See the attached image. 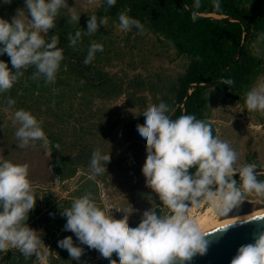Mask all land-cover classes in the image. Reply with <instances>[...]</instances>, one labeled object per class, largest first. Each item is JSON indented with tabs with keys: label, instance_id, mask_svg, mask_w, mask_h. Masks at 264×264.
Wrapping results in <instances>:
<instances>
[{
	"label": "clouds",
	"instance_id": "9594fccd",
	"mask_svg": "<svg viewBox=\"0 0 264 264\" xmlns=\"http://www.w3.org/2000/svg\"><path fill=\"white\" fill-rule=\"evenodd\" d=\"M0 2L10 3L11 0ZM103 2L108 7L116 4V0ZM195 3L199 7L200 0ZM213 3L216 8L221 7V0H213ZM24 4L28 11L27 21L16 15L11 21L0 17V55L8 54L13 66L10 68L8 61L0 59V92L10 89L23 74L21 70L29 66H35L33 78L54 82L64 59L60 37L56 33L47 34L54 27L60 9L69 7L68 0H24ZM80 14L72 9L71 20L79 23ZM118 20L125 31L133 27L139 31L144 29L140 19L125 12L119 13ZM106 22L107 17L91 14L84 34L95 33ZM68 39L70 44L76 45L82 39L81 29L70 32ZM257 39L264 41V31ZM103 47V43L92 41L83 63H91ZM219 79L229 86L235 83L232 77ZM244 102L248 110L264 111V81L247 90ZM7 103L11 106L15 100L8 97ZM139 118L142 124L133 131L144 143L146 152L140 170L145 184L158 194L170 211L162 215L152 206L142 212L135 226H131L124 219L127 213L118 220L108 218L106 209L86 192L60 213L66 217L63 229L71 230L79 243L74 242L72 235H66L58 239L57 244L73 259L79 260L86 250L82 245H87L106 264H112L108 259L110 255L115 264H184L195 254H204L209 245L208 233L202 231L190 215L191 208L204 202L213 213L225 216L243 200L245 192L264 196V180L258 179L254 171L257 164L249 162L236 167V150L228 141L214 135L212 126L204 119L197 118L194 113L173 118L164 100L148 107ZM13 122L19 124L15 130L19 148L40 141L49 155L54 148L59 149L60 145L49 140L42 121L30 110L16 109ZM110 159L109 147L106 151L96 147L90 156L93 174L107 175L106 165ZM234 173H238V178ZM35 203L28 163L0 160V257L17 247L25 257L35 254L41 264H48L43 229L27 223ZM244 221L247 220L241 222ZM231 224L220 225L214 231L227 229ZM229 264H264V231L252 242L240 245Z\"/></svg>",
	"mask_w": 264,
	"mask_h": 264
},
{
	"label": "rangeland",
	"instance_id": "374dc122",
	"mask_svg": "<svg viewBox=\"0 0 264 264\" xmlns=\"http://www.w3.org/2000/svg\"><path fill=\"white\" fill-rule=\"evenodd\" d=\"M99 4L100 0H68L69 7L60 9L56 21L71 20L72 9L81 13L79 20H82ZM15 15L27 21L24 0L0 2V17L11 21ZM89 36L91 42L95 40L104 45L96 54L99 68L110 79L107 91L88 89L81 83L65 80L61 87L53 84L34 98L28 96L27 110L42 121L49 140L54 139L59 149L54 148L49 155L40 141L19 148L15 136L19 124L13 122V113L18 108L3 105L5 99L0 97V160L29 165V178L39 210L28 224L43 229L48 264H106L87 245H82L86 250L76 260L57 244V240L66 235H72L74 242L79 243L71 230L63 229L66 217L60 213L86 192L106 209L108 218L118 220L127 213L124 219L131 226L152 206L162 215L170 211L162 201L139 195L140 191H148L158 196L145 184L140 170L146 156L145 146L133 129L142 124L139 118L142 112L160 100L168 103L169 115L172 114L175 106L169 88L184 72L187 60L177 55L169 40L146 30L125 31L119 26V20L107 21ZM251 51L257 57L260 72L250 87L264 81V41L256 39ZM17 88L16 85L14 91L22 94ZM246 92L241 99L234 100L209 89L207 116L214 135L228 141L236 150V167L254 162L258 168H264V111L246 108ZM96 147L105 151L109 147L111 159L106 165L107 175L92 172L90 156ZM243 199L256 203L259 209L264 208V196L245 192ZM209 209L201 202L197 208L190 209V215L196 222L206 215L221 220V216ZM108 259L115 264L111 255ZM2 262L0 260V264ZM26 264L41 262L33 254Z\"/></svg>",
	"mask_w": 264,
	"mask_h": 264
},
{
	"label": "trees",
	"instance_id": "16d2710c",
	"mask_svg": "<svg viewBox=\"0 0 264 264\" xmlns=\"http://www.w3.org/2000/svg\"><path fill=\"white\" fill-rule=\"evenodd\" d=\"M120 12L140 19L144 24L143 30L169 40L177 55L187 60L184 72L169 88L175 106L170 115L173 118L184 113H194L197 118L210 124L207 116V91L213 88L226 98L239 100L260 72L251 46L258 34L264 31V0H221L220 8L215 7L213 0H200L199 7L195 0H116V4L110 7L100 0V4L79 23L60 19L49 29L47 35L56 33L60 37L59 46L64 50V59L57 71L56 80L45 83L43 78H33L35 66L24 68L21 70L23 74L13 86L0 92L1 99H5L3 105L27 110L28 96L34 98V95L38 96L53 84L61 87L65 80L81 83L88 89L107 91L110 79L99 68L97 54L91 63H83L91 43L84 29L87 28V19L93 13L98 18L104 16L107 21H114L118 20ZM78 28L81 29L82 39L72 45L68 34ZM132 29L139 31L135 27ZM0 59L8 61L9 67H13L8 54L0 55ZM221 76L232 77L235 83L229 86L220 81ZM16 85L22 94L14 91ZM8 97H12L15 104L9 106ZM52 143L57 142L53 139ZM234 176L238 178V174ZM257 177L264 180V175ZM38 210L36 205L30 210L27 223ZM29 225L34 228L33 224ZM2 260V264H26L32 260V256L25 257L20 250L12 248Z\"/></svg>",
	"mask_w": 264,
	"mask_h": 264
},
{
	"label": "water",
	"instance_id": "95a60500",
	"mask_svg": "<svg viewBox=\"0 0 264 264\" xmlns=\"http://www.w3.org/2000/svg\"><path fill=\"white\" fill-rule=\"evenodd\" d=\"M209 16L212 17V15ZM254 171H257L259 175H264V168H257ZM139 195L155 202L160 201L158 196L148 191H140ZM257 208L256 203L243 199L225 216H221V219L249 214ZM253 217L261 219L249 220L247 218L245 219L247 221L231 224L227 229L209 232L206 237L209 240L207 251L204 254H195L184 264H229L240 245L252 242L261 231H264V213Z\"/></svg>",
	"mask_w": 264,
	"mask_h": 264
},
{
	"label": "bare ground",
	"instance_id": "6f19581e",
	"mask_svg": "<svg viewBox=\"0 0 264 264\" xmlns=\"http://www.w3.org/2000/svg\"><path fill=\"white\" fill-rule=\"evenodd\" d=\"M209 211H211L209 209ZM264 213V208L259 209L258 210H254L253 212L249 213V214H244V215H240L237 217H231V218H225V219H221V220H215L213 219L210 215H206L204 216L201 220H199L197 222L198 226L200 227V229L206 233L212 232L216 229L219 228L220 225H226L229 223H237L239 221H242L243 219H247L256 215H260ZM212 215V214H211Z\"/></svg>",
	"mask_w": 264,
	"mask_h": 264
},
{
	"label": "built area",
	"instance_id": "2783aa9c",
	"mask_svg": "<svg viewBox=\"0 0 264 264\" xmlns=\"http://www.w3.org/2000/svg\"><path fill=\"white\" fill-rule=\"evenodd\" d=\"M195 208H197V207H195Z\"/></svg>",
	"mask_w": 264,
	"mask_h": 264
}]
</instances>
